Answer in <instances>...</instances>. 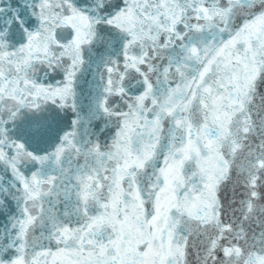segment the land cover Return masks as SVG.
<instances>
[{
	"label": "water",
	"instance_id": "95a60500",
	"mask_svg": "<svg viewBox=\"0 0 264 264\" xmlns=\"http://www.w3.org/2000/svg\"><path fill=\"white\" fill-rule=\"evenodd\" d=\"M0 264H264V0H0Z\"/></svg>",
	"mask_w": 264,
	"mask_h": 264
}]
</instances>
